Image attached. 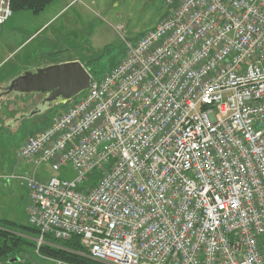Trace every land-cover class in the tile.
I'll return each instance as SVG.
<instances>
[{"label":"built area","instance_id":"1","mask_svg":"<svg viewBox=\"0 0 264 264\" xmlns=\"http://www.w3.org/2000/svg\"><path fill=\"white\" fill-rule=\"evenodd\" d=\"M12 13L0 0V27ZM18 157L76 176L7 177L26 188L37 248L76 238L98 264H264V0H177Z\"/></svg>","mask_w":264,"mask_h":264},{"label":"rangeland","instance_id":"2","mask_svg":"<svg viewBox=\"0 0 264 264\" xmlns=\"http://www.w3.org/2000/svg\"><path fill=\"white\" fill-rule=\"evenodd\" d=\"M77 4L60 17L46 33L43 32L40 35V37L46 36L53 29H59L63 22L70 21V31L59 34L60 47L57 48L58 50L68 45L70 53L44 56V58L41 57L42 60L37 57L34 64L30 61L22 64L19 69L7 63L0 70V83H2L0 90L9 84L11 76L15 77L19 72L43 63L45 66V63L59 62L69 58L77 59L91 79H102L125 58L128 46L134 47L146 31L152 29L161 19L172 15L177 0H172L171 5L166 0H81V4ZM28 31L24 29L23 33ZM3 42L4 39L0 35V61L7 55L6 47L1 46ZM49 48L50 46L43 47L41 41L36 39L24 48L17 58H22V55L23 57H34L35 53L46 55V52L51 50ZM85 92L83 91L67 102L53 106L41 115L32 117L26 115L37 103L40 98L38 95L13 93L1 99L0 221L15 225V227L4 226V232L15 236L19 234V228L16 226L27 225L26 213L29 204L24 185L18 180L7 178L9 175L27 173L40 181L47 180L50 176L62 180H72L76 177L71 167L61 168L53 173L47 164L35 165L26 162L18 157V150L26 138L45 128L55 117L75 104ZM114 163L115 159H109L103 164V168L108 171ZM101 176L102 170H93L82 183L78 184V189L93 188ZM19 237L35 241L25 235L19 234ZM63 243L59 241L57 244L61 246ZM14 254L9 258L18 257L19 262L11 264H55L52 259L39 256L28 246L16 249Z\"/></svg>","mask_w":264,"mask_h":264},{"label":"crops","instance_id":"3","mask_svg":"<svg viewBox=\"0 0 264 264\" xmlns=\"http://www.w3.org/2000/svg\"><path fill=\"white\" fill-rule=\"evenodd\" d=\"M81 4V0H53L48 6L44 8L42 12L39 14H34L30 11H14L10 19L0 27V35H2L4 42L1 45L2 47H6L7 55L6 57L0 61V70L7 63H11L16 68H20L22 64H26L27 62L33 61L32 64L36 61L35 59H41L44 56H55L59 53H70L68 45L60 47V37L59 34L64 32L68 33L70 31L71 22L65 21L63 22L59 29H53L50 34L48 33L46 36L40 37V35L45 32L56 23V21L64 16L67 11H69L74 6ZM83 10V9H82ZM37 20V22H34ZM24 29H28L31 32L23 33ZM39 39L42 43L43 47L50 46L46 55H41L35 53L36 56H27L18 59V54L24 50L28 45H30L34 40ZM53 49H52V48ZM41 53V52H39ZM33 57V58H31ZM77 61V59L69 58L57 63L71 62ZM53 62L45 63L46 65L51 64ZM31 64V63H30ZM29 64V65H30ZM44 64V63H43ZM28 65V66H29ZM27 66V67H28ZM23 71V70H22ZM22 72H19L16 76L20 75ZM15 76V77H16ZM12 79L15 78L11 76ZM11 79V80H12ZM10 80V81H11ZM2 83H0L1 87ZM51 123V122H50ZM14 174V173H13ZM45 181V180H44Z\"/></svg>","mask_w":264,"mask_h":264},{"label":"water","instance_id":"4","mask_svg":"<svg viewBox=\"0 0 264 264\" xmlns=\"http://www.w3.org/2000/svg\"><path fill=\"white\" fill-rule=\"evenodd\" d=\"M90 76L77 61L34 68L13 78L6 87L8 93L45 94L41 105L48 107L67 102L88 89ZM40 113L32 111L29 117Z\"/></svg>","mask_w":264,"mask_h":264},{"label":"trees","instance_id":"5","mask_svg":"<svg viewBox=\"0 0 264 264\" xmlns=\"http://www.w3.org/2000/svg\"><path fill=\"white\" fill-rule=\"evenodd\" d=\"M53 0H10L12 12L14 11H30L34 14H39L48 6ZM27 222V221H26ZM27 225L16 226L19 228V234L25 235L28 238L36 240L39 236V232ZM15 227V225L0 221V264H11L12 262H19L18 257L9 258L14 256L16 249H20L24 246L30 247L33 252H36L39 256L56 260L65 264H98L86 257L83 248L80 246L76 238H71L69 241H65L61 246L59 242H50V238L45 239V245H40L37 248L35 241H30L25 238H20L18 235L8 234L3 231L4 226ZM13 230V229H12ZM51 243L57 246L52 248L47 244ZM13 260V261H11Z\"/></svg>","mask_w":264,"mask_h":264},{"label":"flooded vegetation","instance_id":"6","mask_svg":"<svg viewBox=\"0 0 264 264\" xmlns=\"http://www.w3.org/2000/svg\"><path fill=\"white\" fill-rule=\"evenodd\" d=\"M44 58V57H43ZM42 58V59H43ZM41 59V60H42ZM54 64H59V63H57V62H53V63H51V64H48V65H46L45 64V66H43L44 64H42V65H39V66H35V67H33V68H30V69H28V70H31V69H34V68H43V67H46V66H50V65H54ZM25 71H27V70H25ZM24 72V71H23ZM8 85V84H7ZM7 85L6 86H4L3 88H1V90H0V101H1V99L4 97V96H9V95H11V94H13V92H11V93H8L7 92V90H6V87H7ZM35 95H38L40 98L38 99V101H37V103L35 104V106L33 107V109L30 111V113L32 112V111H38L39 109H40V113L39 114H36V115H41L42 113H44L45 111H48V110H50L53 106H55V105H52V106H50V107H48V106H46V105H41V103L45 100V98H46V96H45V94H41V93H35ZM57 105V104H56ZM30 113H28L26 116H29V114ZM35 116V115H34ZM24 117V116H23ZM23 117H21V118H23ZM32 117V116H31Z\"/></svg>","mask_w":264,"mask_h":264}]
</instances>
